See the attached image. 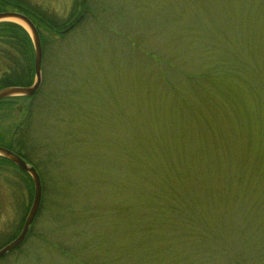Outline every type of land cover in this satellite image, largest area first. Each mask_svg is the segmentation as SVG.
<instances>
[{
	"label": "rangeland",
	"instance_id": "1",
	"mask_svg": "<svg viewBox=\"0 0 264 264\" xmlns=\"http://www.w3.org/2000/svg\"><path fill=\"white\" fill-rule=\"evenodd\" d=\"M27 1L80 22L36 27L39 91L0 107L42 184L0 264H264V0Z\"/></svg>",
	"mask_w": 264,
	"mask_h": 264
},
{
	"label": "trees",
	"instance_id": "2",
	"mask_svg": "<svg viewBox=\"0 0 264 264\" xmlns=\"http://www.w3.org/2000/svg\"><path fill=\"white\" fill-rule=\"evenodd\" d=\"M4 4L0 5V13L6 12V6L13 9L14 12L20 13L30 19L35 27L42 28L48 32L58 35V21L49 18L43 11L36 7L30 6L26 0H0ZM81 7L84 6V0H81ZM15 4V5H13ZM77 7L74 6L72 16L75 14ZM83 9V8H82ZM40 36L41 46L44 45V38ZM17 56V58H16ZM32 44L28 34L19 26L14 24H0V63L6 66L5 72L0 73V90L8 88H28L34 82V63H33ZM13 100L0 102V107ZM2 136H0L1 141ZM10 147L13 148L9 144ZM20 147L19 143L17 145ZM13 153L22 156V150L13 151ZM24 160L26 157L22 156ZM29 181V193L33 191L32 183L28 176L21 172Z\"/></svg>",
	"mask_w": 264,
	"mask_h": 264
},
{
	"label": "water",
	"instance_id": "3",
	"mask_svg": "<svg viewBox=\"0 0 264 264\" xmlns=\"http://www.w3.org/2000/svg\"><path fill=\"white\" fill-rule=\"evenodd\" d=\"M9 19L18 22V24L21 25L28 33L33 48L35 82L31 87L28 88H8V89L0 90V102L12 98H31L37 93L41 85L42 49H41V43L38 32L33 26V24L26 17L20 14H16V13L0 14V22ZM0 157L8 160L17 168H19L21 171L28 174L32 180L33 188H34L32 204L28 212V215L24 221L23 228L19 236L13 242H11L9 245H7L6 247L0 250V260H1L7 254L16 250L26 239L27 234L37 215L40 206L42 187H41V180L37 171L33 167L27 165L25 161H23L20 157L16 156L12 152L3 148H0Z\"/></svg>",
	"mask_w": 264,
	"mask_h": 264
},
{
	"label": "flooded vegetation",
	"instance_id": "4",
	"mask_svg": "<svg viewBox=\"0 0 264 264\" xmlns=\"http://www.w3.org/2000/svg\"><path fill=\"white\" fill-rule=\"evenodd\" d=\"M3 4L4 3L0 1V5L2 6ZM6 12H14V11L12 8L6 6ZM79 21H80V17L74 14L73 16H70V18L66 20L64 25H63V21L59 22L57 24L59 27L58 34L60 36H63V34L70 32L72 29L75 28V26L79 23ZM3 173L11 174V178H10L11 179L10 185L12 186L11 193H14L15 192L14 189H17V183L19 180L16 176L17 175L19 176L20 170L6 159L0 158V175H2ZM2 178L3 177H1V179ZM13 198L14 197L11 196L10 200L8 201L0 200V249L7 246L13 240L16 239L19 236L21 228L23 226V223L20 222V219L18 217L17 208L14 207L12 204H9V201H12ZM15 252H12L10 255L14 254Z\"/></svg>",
	"mask_w": 264,
	"mask_h": 264
}]
</instances>
